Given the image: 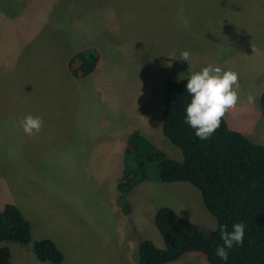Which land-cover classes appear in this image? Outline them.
Masks as SVG:
<instances>
[{
    "label": "rangeland",
    "instance_id": "obj_1",
    "mask_svg": "<svg viewBox=\"0 0 264 264\" xmlns=\"http://www.w3.org/2000/svg\"><path fill=\"white\" fill-rule=\"evenodd\" d=\"M89 47L100 49V68L95 75L75 78L67 61ZM182 50L190 53L193 70L210 65L237 75L242 103L225 118L264 146V0H0V112H29L43 121L34 135H24L17 126L2 132L0 124V141L12 142L7 151L0 147V176H12L13 182L9 187L0 179V191H9L5 200L16 202L30 221L33 240L58 242L65 257L61 264H139L143 240L165 247L154 220L161 207L206 232L217 227L200 190L188 182H161L157 163L125 202L117 189L123 150L115 149L120 166L110 171L112 162L108 166L101 155L114 149L91 141L102 138L106 128L118 127L117 116L133 119L137 104L143 118L156 126L151 136H142L182 162V151L162 132L164 85L184 81L179 76L188 70L187 62L179 60ZM10 147L22 149L10 153ZM127 164L136 170L132 159ZM128 205L141 219L128 220L125 234L132 239L124 242L104 225L126 222L122 213ZM11 245L13 252L26 248ZM32 255L19 264H50ZM190 256L199 259L197 264H209L199 252L171 264L197 261Z\"/></svg>",
    "mask_w": 264,
    "mask_h": 264
},
{
    "label": "trees",
    "instance_id": "obj_2",
    "mask_svg": "<svg viewBox=\"0 0 264 264\" xmlns=\"http://www.w3.org/2000/svg\"><path fill=\"white\" fill-rule=\"evenodd\" d=\"M100 52L93 47L73 54L68 70L75 78H86L97 68ZM187 81H166L162 132L183 154V161L168 158L147 141L139 131L128 136L123 177L118 184L120 198L147 179L145 172L153 163L159 167L163 183L188 182L202 194L206 209L217 220L214 230L204 231L198 224L183 218L170 207H161L155 215V225L165 240L160 248L150 240L139 245V264H171L185 254L199 252L209 264H264V146L231 128L226 120L206 143L199 142L193 130L184 122V109L189 101ZM264 112V95L262 99ZM133 160L136 170L129 169ZM126 202V199H125ZM123 203V202H122ZM125 206V205H124ZM125 212H130L126 206ZM243 222L245 237L241 245L229 250L227 262L214 253L221 244L219 226ZM0 264L11 263L9 244L32 246L39 261L50 264L64 262V254L51 239L33 241L31 223L20 209L11 203L0 211Z\"/></svg>",
    "mask_w": 264,
    "mask_h": 264
},
{
    "label": "clouds",
    "instance_id": "obj_3",
    "mask_svg": "<svg viewBox=\"0 0 264 264\" xmlns=\"http://www.w3.org/2000/svg\"><path fill=\"white\" fill-rule=\"evenodd\" d=\"M255 51V49H253ZM180 61L187 62L186 75L180 74V80H186V92L189 101L184 109V122L193 130L196 139L206 143L219 131L221 122L226 114L234 110L242 103L239 97L238 77L233 72H221L212 66H202L199 70H193L189 62L190 53L182 50L179 54ZM247 102L252 104L254 98L249 95ZM43 121L39 116L28 114L20 121V127L27 135L39 132ZM243 222H235L231 225V231L226 224L219 226L221 244L214 248L215 255L227 262L229 250L234 245H241L245 237Z\"/></svg>",
    "mask_w": 264,
    "mask_h": 264
},
{
    "label": "crops",
    "instance_id": "obj_4",
    "mask_svg": "<svg viewBox=\"0 0 264 264\" xmlns=\"http://www.w3.org/2000/svg\"><path fill=\"white\" fill-rule=\"evenodd\" d=\"M91 48V47H90ZM95 48V47H93ZM99 52H100V49L96 48ZM101 54V52H100ZM68 60V59H67ZM68 62V61H67ZM102 62V56H101V59H100V62L96 68V70H98L100 68V64ZM66 69V72L68 73V70L67 68ZM94 71L91 76L94 74H96L97 71ZM69 74V73H68ZM79 79H82V78H79ZM78 79V80H79ZM32 90V88H31ZM148 95L145 92H143V98L142 100H144L145 102H147L149 100V97L148 99L146 98ZM138 97H133V101L134 103L137 101ZM142 100H139V102H141ZM137 104H135V106H133V110H134V118L133 119H129L127 121L123 120V119H120L118 116L116 117L115 119V122L119 123L120 125L118 127H109V128H106V134L100 138L99 136H96L94 137L91 141L92 142H95V143H98L97 145L100 146V147H103V148H107V149H110V147H112L114 150L111 152L108 151H102V155L101 157H103V154H105L106 156V159L108 160V166L111 164L112 162V166L111 168L109 169L110 171L117 165L118 167L120 166L119 165V159L116 160V157L115 156H119V151L114 155V152H115V149H120L121 147V150H123V163H124V157H125V151L126 149L128 148V136L132 133V132H135V131H142L140 132L141 134H144V135H150L151 136V132L154 131V128H156V126H154L151 122H150V119L147 120L144 116H142V113L139 112V110H137ZM17 110H12L11 113L10 112H0V124L3 126L2 128V132L3 131H6V128L7 127H12V126H17L19 128H21L19 125V121H15L14 118L17 117V116H26L28 115L29 112H23V111H20L19 113H15ZM31 115H33L32 113H30ZM34 116H37V115H34ZM42 117V116H41ZM143 118V119H142ZM7 119H10V120H7ZM227 120V119H226ZM228 122V121H227ZM90 124H91V121H90ZM229 124V123H228ZM1 126V127H2ZM230 126V125H229ZM231 127V126H230ZM128 128V129H127ZM232 128V127H231ZM22 132L24 135H27L23 129H22ZM241 132V131H239ZM35 133V132H34ZM33 133V135H34ZM242 133V132H241ZM244 134V133H243ZM109 140V141H107ZM121 140L123 141H126L127 145H123L122 143H119L121 142ZM41 143V142H39ZM12 144L11 141H8L6 142L3 137H2V141H0V147H4L7 151V149H9V145ZM13 144H18L19 147L23 146V142H15ZM84 144H87V143H82V144H79V145H84ZM122 144V145H121ZM75 146H78L77 144ZM79 147H89V146H79ZM90 147H94L92 146V144L90 145ZM11 150L10 153H12V151L14 152H19L20 149L22 148H18V147H10ZM37 150H40L37 149ZM124 172V168H123V171ZM111 173V172H110ZM113 175H117L116 173V169L114 170V172L112 173ZM123 177V174L121 175V179ZM0 179H3V183L6 181L7 184L9 185V187H11V185L13 184L12 182V176L11 178H8V176L5 178V177H1L0 176ZM115 185V183H114ZM2 189L4 188V184L3 186L1 187ZM117 189H118V186H117ZM119 191V190H118ZM9 192V191H8ZM6 193V191H0V198L2 200H0V208L2 209L6 204H8V200H5L6 198L10 197L9 196V193ZM120 196H121V193L119 192ZM120 202V201H119ZM12 204L16 205L19 209V205L16 203V202H13ZM121 204V202H120ZM130 205V204H129ZM21 211V210H20ZM158 209L156 210V213H157ZM124 212V210H123ZM126 213V212H125ZM125 213H122L123 214V220L126 221L124 223H119V222H116L114 223V225H110V224H105L104 225V229L108 230V231H117V239L119 241H124L125 242V238L127 240H131L132 236L131 235H126L125 232H128V229H129V224H128V220L130 222L133 221V219L135 218V220L137 221L138 219L140 220L141 218L138 216V215H134V209L130 206V212L127 214ZM48 214H50V212H48ZM127 215V218H125V216ZM156 215V214H155ZM155 219V218H154ZM50 221H53L51 219H48ZM30 222V221H29ZM47 222V221H46ZM49 224V223H48ZM49 227H53L52 224H49ZM45 235V234H44ZM42 235V236H44ZM33 238V237H32ZM51 238V237H49ZM46 239V238H45ZM39 240V239H38ZM52 240L56 243V245L58 246V242H56V240L54 238H52ZM35 241V240H33ZM144 241V240H143ZM133 246L136 245V242L134 241ZM12 245L9 244V248L11 250V263L10 264H19V262L24 258V259H27V260H30L33 258V251H32V246L31 247H27L26 248H18L16 249L15 252H13L12 250ZM139 250V249H138ZM35 256V255H34ZM189 260H197L196 262H192V264H197V262H200L199 259L197 257H189ZM205 261L201 260V264H207V263H204Z\"/></svg>",
    "mask_w": 264,
    "mask_h": 264
}]
</instances>
